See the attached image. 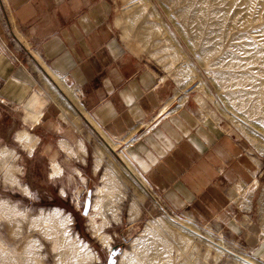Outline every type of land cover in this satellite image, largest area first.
<instances>
[{
    "label": "crops",
    "instance_id": "1",
    "mask_svg": "<svg viewBox=\"0 0 264 264\" xmlns=\"http://www.w3.org/2000/svg\"><path fill=\"white\" fill-rule=\"evenodd\" d=\"M1 1L0 150L12 152L5 163L32 159L46 167L50 182H75L73 195L80 199L102 173L105 153L100 149L95 159L94 134L57 97L50 84L56 85L67 101L79 102L85 118L113 151H122L121 161L173 218L218 230L238 255L264 264V150L233 125L204 116L191 94L180 99L162 66L129 47L118 0ZM47 71L67 84V96ZM106 171L92 193L93 235L110 250L116 235L110 231L124 235L137 228L128 238L132 249L120 256L137 258L138 243L155 233L146 218L153 209H146L143 195L129 200L130 190ZM68 194L66 185L60 188L61 197ZM152 227L164 234L157 223Z\"/></svg>",
    "mask_w": 264,
    "mask_h": 264
},
{
    "label": "rangeland",
    "instance_id": "2",
    "mask_svg": "<svg viewBox=\"0 0 264 264\" xmlns=\"http://www.w3.org/2000/svg\"><path fill=\"white\" fill-rule=\"evenodd\" d=\"M118 2L122 10V30L129 29L131 32L129 47L146 51L162 66L176 82L177 96L181 99L183 95L191 94L207 112L204 116L221 119L226 127L233 125L256 147L264 150V138L237 126L224 115L223 106L224 103L233 113L264 134V0ZM0 15L6 19L1 0ZM172 62H175L177 70L172 68ZM188 68H192L195 74L185 77ZM50 85L68 109L74 111V106L77 109L80 107L74 99L67 101L56 85ZM82 124L96 138L97 144L93 146L95 159H98L100 149L105 154L101 163L102 173L84 191L81 199L73 195L78 190L75 182L73 186L67 182H50L46 167L36 164L32 159L22 157L18 160L17 157L13 160L20 170L15 174L18 183L29 189L28 194L19 186L5 182L4 173L0 170V201L12 205L18 213L8 222L0 216V242L12 253L13 264H107L110 250L94 237L89 216L86 218L82 215L88 192L93 193L100 186L101 176L106 170L110 175H117L123 190H130L129 200L144 196L141 199L145 201L146 209H153L150 210L152 216H146L152 231L159 234L152 227L155 223L165 229L164 234H161L163 237L148 233L149 236L138 243L136 255L139 260L138 257L132 258L133 254L125 261L119 257L117 264H162L164 259H171L172 264H208V261L209 264L242 263L172 223L124 169L119 158L122 151L118 147L114 152L109 150L84 119ZM64 185L69 194L61 197L60 188ZM54 209L62 212V218H71L63 228H44L35 223L40 214H51ZM97 220L102 222L101 218ZM187 223L216 244H223L227 248L230 246L232 251L239 252L218 230L201 227L191 221ZM137 230L135 228L124 235L120 230L110 231L116 234L112 246L121 245L132 249L128 238L136 236ZM61 237L66 240V249L57 248ZM164 237L170 238L172 242H167ZM74 241L85 245L89 252L96 253L98 260L73 258L70 246ZM2 257L0 255V264H11L1 260Z\"/></svg>",
    "mask_w": 264,
    "mask_h": 264
},
{
    "label": "bare ground",
    "instance_id": "3",
    "mask_svg": "<svg viewBox=\"0 0 264 264\" xmlns=\"http://www.w3.org/2000/svg\"><path fill=\"white\" fill-rule=\"evenodd\" d=\"M126 10H127V8H126ZM131 23L129 22V24H131ZM125 36L126 37H130L131 36V32H130L129 29H126L125 30ZM172 68H174V70H177V67L175 65V62H172ZM47 73H48V75L51 77V79L53 81H58L59 82V80L57 79V77L54 74H52L49 71H47ZM190 74L191 75L195 74V71L192 68H188L185 77H189ZM59 85H60L58 87L59 90H61L62 92L63 91H68V86H67V84L65 82H61ZM68 100L71 101L69 98H68ZM221 102L223 103V101H221ZM223 106H224V111H225L224 112V115L226 117H228L229 119H231L232 121H234L237 126H241L246 131H252L254 133L260 132V130H258L257 128H255L253 125H251L250 123L244 121L238 115H236L235 113H233L228 107L225 106L224 103H223ZM86 121L91 125V123L87 119H86ZM92 128L98 133V131L93 126H92ZM22 137L24 139H27L28 136L26 134H22ZM107 146H109V145L107 144ZM112 151H113V149H112ZM11 153L12 152L10 150H7V149H1L0 150V170H2L3 171L2 173H4V180H5V182H8L11 185H18V179L15 176L16 172L20 171L19 168H18V166L11 165L9 163H5V160H4V158L12 156ZM122 163H123L124 169L129 173V175L136 177V175L134 174V172H133L132 167L130 166V164L126 160H125V162L122 161ZM139 181L141 182V184L143 186L146 187V183L143 180H139ZM24 190H25L26 193H29L26 188ZM16 215H18V213H17V210H16L15 207H13L12 205H9L5 201H0V216L1 217H3L8 222V221H11L13 217L15 218ZM61 215H62L61 212H58L56 210H54V212L51 213V214L43 213V214H40L38 216V219L35 221V223H38V224L42 225L44 228H48L50 226H52V227L54 226V227H56V229L57 228H61L62 226L66 225L70 221V219H71V218L69 219L68 216H66V218H62L63 215L62 216ZM91 218H92L93 221L96 220V217H91ZM172 219H174L175 221L178 222V224H177L176 222L171 221L177 227H180L181 229H183V230H185L187 232L192 233L193 235H195L196 237H199L200 239H204V240L207 239V240H209V241H207V240L206 241L209 244L213 245L214 247L218 248L219 251L222 252L223 254H225V253L226 254L228 253L230 255L236 254L233 251H231L230 249H228L226 246H224L223 244H220V243L219 244H216L215 242L211 241L210 239L202 236L201 233L198 230H195L190 223H187V221H183L181 219H175L173 217H172ZM66 247H68V245L66 243V240L63 237L59 238L58 243H57V248L66 249ZM70 248H71V250H70L71 251V255L75 259H82L84 261H87L89 259H91V260H96L97 259L96 254H94L92 251L89 252L86 249V246L85 245H82L80 243H76L74 241V243L70 246ZM0 255L3 256L1 260H3V261H9L11 264L14 263V262H12V261H14L13 260L12 253L1 242H0ZM236 255L239 256V257H241L238 254H236ZM241 258L243 259V261L241 259H239L241 262H244L246 264H256V263L251 262V261H249V260H247V259H245L243 257H241Z\"/></svg>",
    "mask_w": 264,
    "mask_h": 264
},
{
    "label": "water",
    "instance_id": "4",
    "mask_svg": "<svg viewBox=\"0 0 264 264\" xmlns=\"http://www.w3.org/2000/svg\"><path fill=\"white\" fill-rule=\"evenodd\" d=\"M74 108L78 112V114L86 121V119L83 116L82 112L79 109H77V107L74 106ZM89 126L92 128V126L90 124H89ZM93 131L98 136V138L101 139L103 141V143L107 146V143L104 141V139L94 129H93ZM256 134L258 136L264 138V135L262 133L256 132ZM107 147H108L109 150L112 151V149L109 146H107ZM112 152H114V151H112ZM132 177L139 184V186L145 191V193L147 195H149L153 199V201L158 205V207L160 208V210L167 216V218L169 220L174 221V222H176L178 224L177 221H175L174 219H172V216L163 208V206L157 201V199H155V197L153 196V194L151 193V191L148 188H146L145 186H143L141 184V182L136 177H134V176H132ZM91 204H92V192H88L87 199H86V201L84 203V209H83V213H82V215L84 217H86V218L90 214ZM207 241H209V240H207ZM123 251H124V248L121 245L112 246V248L109 251V255H108V259H107V264H117L118 257L121 256V254L123 253ZM232 255H233V257H236L237 259H241L243 261V259L241 257L237 256L236 254H232Z\"/></svg>",
    "mask_w": 264,
    "mask_h": 264
},
{
    "label": "trees",
    "instance_id": "5",
    "mask_svg": "<svg viewBox=\"0 0 264 264\" xmlns=\"http://www.w3.org/2000/svg\"><path fill=\"white\" fill-rule=\"evenodd\" d=\"M91 242H92V240H91Z\"/></svg>",
    "mask_w": 264,
    "mask_h": 264
}]
</instances>
